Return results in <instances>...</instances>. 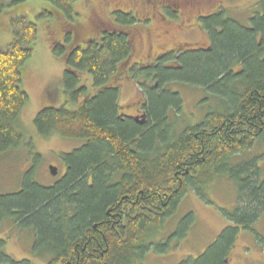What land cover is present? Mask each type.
I'll list each match as a JSON object with an SVG mask.
<instances>
[{
    "label": "trees",
    "instance_id": "obj_1",
    "mask_svg": "<svg viewBox=\"0 0 264 264\" xmlns=\"http://www.w3.org/2000/svg\"><path fill=\"white\" fill-rule=\"evenodd\" d=\"M76 1L52 3L72 20ZM260 6L262 15L249 28L223 10L202 18L211 49L167 54L156 66L129 65L133 45L124 31L106 32L73 54L63 79L65 105L43 109L34 126L43 138L59 135L85 146L62 155L67 169L56 185L41 186L28 173L19 193L0 196V225L7 220L23 229L34 239L35 258L51 256L46 264H142L153 251L169 252L171 241L155 238L188 190L204 199L209 185L225 177L236 182L239 194L238 207L222 211L230 227L204 254L179 264H226L240 230L250 231L264 213L256 161L232 163L264 144V0ZM52 17L50 10L40 14ZM115 19L120 27L138 23L120 12ZM11 27L13 40L0 51V155L25 143L21 116L29 96L21 88V68L38 38L37 26L25 17L13 18ZM197 51L202 54H191ZM75 71L92 76L95 93ZM123 78L147 95L145 124L119 119L117 81ZM179 83L203 86L221 105L184 133L177 121L183 99L171 89ZM193 220L188 215L180 221L178 237ZM5 247L0 238V264H33L13 260Z\"/></svg>",
    "mask_w": 264,
    "mask_h": 264
},
{
    "label": "rangeland",
    "instance_id": "obj_2",
    "mask_svg": "<svg viewBox=\"0 0 264 264\" xmlns=\"http://www.w3.org/2000/svg\"><path fill=\"white\" fill-rule=\"evenodd\" d=\"M157 1L160 2V0H153V4L155 5ZM165 1L179 7L182 19L178 21V18H171L165 10L167 5L159 3L167 21L175 23L171 26L166 25L154 13L156 19L149 26V30H146L143 28L145 26L120 27L113 20L114 25L119 27L117 28L112 25L108 16L110 11L112 13L109 9L118 8L124 10L116 11L132 13L131 9H134L141 14L146 10L145 5L142 4L144 0H77L74 4L77 16L72 22L77 21L82 24L77 25L76 37L78 40L85 39L86 36L97 37L100 32L102 35L104 30L126 32L133 45V55L128 62L130 65L145 60L151 54H157L170 48L173 43L185 44V48H191L184 51L206 47L209 44L208 36L200 20L193 23L195 14L208 15L221 5L219 9L244 28L250 27V20L256 15H262L261 0ZM188 1L193 3L191 7ZM0 4L4 5L0 13V51L6 49L13 40L11 27L13 18L25 17L28 21L35 23L38 30V38L33 46V56L21 68V88L29 96V103L21 116L25 143L0 155V196H5L19 193L28 173H32L33 179L39 185L52 186L55 180L51 175L50 167H58L62 173L64 170L62 155L70 154L81 148L82 142L67 140L59 135L43 138L34 126L35 118L43 109L60 108L65 105L66 101L63 84L66 65L63 60H59L52 54V37L49 36V25L55 19L54 17L51 20L40 18L43 11L57 12L52 0H0ZM64 22L67 23L65 19ZM184 24H189L187 26L190 28L186 33L180 28V25ZM191 54L199 56L202 52L197 51ZM83 74V85L95 93L92 76L88 73ZM128 86L130 88L122 97L125 104L132 100L134 90L137 93L141 92L140 88L134 84ZM171 89L179 92L183 99L182 110L177 119L180 133L186 126L202 122L206 114L216 111L221 106L216 95L208 93L201 85L179 83L172 85ZM128 113L134 114V111ZM169 117L173 123L176 121L171 111ZM263 154L264 144H257L250 152L236 155L232 159L233 166L256 161L257 167L261 169V177L264 179V159H259ZM204 195L205 198L202 199L192 189L188 190L178 211L164 223V228L156 236L155 243L167 240L186 216H193L192 224L188 226V230H184L185 232L182 233L184 236L180 239H172V248L167 254L162 255L153 251L147 255L144 264H179L189 257L198 258L216 242L226 228L230 227L222 211L233 212L238 207L239 194L236 182L222 177L209 185ZM0 238L6 241V254L15 261L31 260L33 264H46L51 257L47 255V260L45 257L35 258L32 254L34 239H31L23 229L14 227L10 221L5 220L0 225ZM226 264H264V213L250 231L240 230Z\"/></svg>",
    "mask_w": 264,
    "mask_h": 264
},
{
    "label": "flooded vegetation",
    "instance_id": "obj_3",
    "mask_svg": "<svg viewBox=\"0 0 264 264\" xmlns=\"http://www.w3.org/2000/svg\"><path fill=\"white\" fill-rule=\"evenodd\" d=\"M159 3H161L163 5H167V7H165V10H166V13L171 16V18H176V19L178 18V21L182 19L181 10H179V7L177 5H170V3L165 1V0L164 1L160 0V2L157 1L155 3V5L153 4V0H144V2L142 3L146 7V10L144 12H142L140 14L136 10L131 9L132 13L128 12V13H124V14L133 15V17L138 21L136 26H138V27L145 26L143 28H145L146 30L147 29L149 30V26L151 25V23H153L155 21L156 15H158L160 20H162L161 22H164L166 25H170V26L173 25L175 22L167 21V19L165 18V14L163 13L161 8L159 7V6H161ZM188 4H189L190 7H191V5H193V3L190 2V1H188ZM139 5H141V4H139ZM220 7H221V5L219 6V8ZM54 8H55V10H57V12L56 11L52 12V15H53L55 20H53L52 24L50 25V29H49V31H50L49 33L50 34H49V36L52 37L51 38V46H52L53 50L56 49L57 51L61 52V56H59V55L56 56V55L53 54V52H52V54L54 55V57L59 58V60H63L64 61V64L66 65L65 71H67L68 69H70V67L67 65V60H69V58L73 54H75L79 50L80 51H85V48H87L90 44H92V43H94L96 41H99L102 38L104 33L111 32V31L104 30L102 35H101V32H100L97 37L86 36L85 39L78 40L77 37H76V35H77V25L78 24L79 25L82 24V22H77V21L72 22L74 20V17L77 16L75 14V11L73 13L72 20H69V19H67L66 16L63 15L62 12H60L58 10L57 7H54ZM219 8H217L216 11H214V12L208 14V15H201L199 13L195 14L196 17H195V20L193 21V23L196 20H200L201 21V19L204 18V17L207 18L209 16L217 14L218 13L217 11L220 10ZM109 10H112V13L110 11V13L108 15L109 16V20L111 21L112 25L115 26L114 22H113V20H115V22H116L115 14L117 12L123 13L122 11H116V10H124V9L118 8V9H109ZM58 11H59V13H58ZM154 13H156V15ZM112 15L114 17H112ZM53 17H52V19H53ZM64 19H65V21L67 23L64 22ZM70 22H72V23H70ZM187 25H189V24L180 25V28L185 33L190 29ZM115 27L119 28L118 26H115ZM208 41H209V38H208ZM79 45H82L83 47H81ZM192 48H195V47H192ZM196 48L197 49H193V50L209 51L211 49L210 41H209V44L206 47H203V48L202 47L201 48L196 47ZM186 49H191V48H185V44L182 45L181 43H177V44L173 43L170 48L164 49L163 51H161V52H159L157 54H153V55L151 54L148 57H146L145 60L137 61V62H135V64L156 66L157 63H158V60L161 57H163V56H165L167 54L181 53V51H184ZM65 71H64V73H65ZM75 73H76L77 77L80 80V84L82 86H85L82 83V78L84 76L83 73H85V71L84 72L75 71ZM80 76H81V79H80ZM63 79H64V74H63ZM117 83L120 86V87L118 86L120 88V101H119V109H118L119 119L122 122L132 121L134 123H143V124H145L146 123V119H147L146 118L147 117L146 116V110H145V105H146V100H147L146 93H144L143 91L137 93V91L134 90V93L132 95L133 96L132 100L130 101V103L125 104L122 101V97L127 92V89L130 88V86L127 87V85H131L132 83L128 79H118ZM156 87H157L156 83H155L154 86L149 85V88H151V89L156 88ZM133 111H134V114L128 113V112H133ZM189 126L190 127H195V126H197V124L189 125ZM187 128H188V126H186L182 130L181 133H184V131L187 130ZM83 145L85 146V143L84 144L82 143V146ZM63 167H64V170H63L62 173H60L59 168L57 167L58 168V174L56 176H54L55 182H54L53 186L56 185L57 183H59L61 181V179L63 178V176H64V174L66 172V169H67L66 167L67 166L64 164ZM183 199H184V196L182 197L180 202L176 205L175 213H176V211H178V208H179L180 204L182 203ZM171 217H169L167 220H169ZM179 226H180V223L178 224V226L175 229V231L172 232L171 236H168L169 237V238H167V239H169L168 241H172V239H174V238H179L180 239V236L179 237L177 236L179 234L178 233ZM171 248H172V246L170 244V250H171Z\"/></svg>",
    "mask_w": 264,
    "mask_h": 264
},
{
    "label": "water",
    "instance_id": "obj_4",
    "mask_svg": "<svg viewBox=\"0 0 264 264\" xmlns=\"http://www.w3.org/2000/svg\"><path fill=\"white\" fill-rule=\"evenodd\" d=\"M50 172L52 176H56L58 174V168L55 166L50 167Z\"/></svg>",
    "mask_w": 264,
    "mask_h": 264
},
{
    "label": "bare ground",
    "instance_id": "obj_5",
    "mask_svg": "<svg viewBox=\"0 0 264 264\" xmlns=\"http://www.w3.org/2000/svg\"><path fill=\"white\" fill-rule=\"evenodd\" d=\"M254 150V149H253ZM262 151V150H261ZM226 179V178H225ZM223 181V180H222ZM190 190V189H189ZM160 236V235H159ZM162 236V235H161ZM148 242V241H147ZM147 244V243H146ZM150 245V244H149ZM147 246V245H146Z\"/></svg>",
    "mask_w": 264,
    "mask_h": 264
}]
</instances>
